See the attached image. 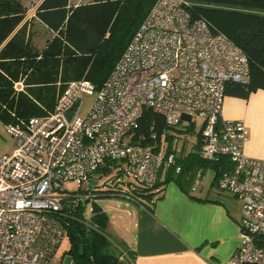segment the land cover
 I'll return each instance as SVG.
<instances>
[{
  "label": "built area",
  "instance_id": "2783aa9c",
  "mask_svg": "<svg viewBox=\"0 0 264 264\" xmlns=\"http://www.w3.org/2000/svg\"><path fill=\"white\" fill-rule=\"evenodd\" d=\"M249 73L242 49L193 19L182 0H155L99 88L70 81L52 110L5 124L14 148L0 152V264H50L66 232L58 218L68 194L63 184L75 182L84 191L76 196L92 201L112 192L89 184L93 179L97 186L107 172H116L124 189L128 183L153 187L164 166L180 171L176 154L161 152L166 132L158 151L133 141L145 109L161 116L167 129L198 127L200 158L229 160L216 188L240 201V241L222 264H264V159L245 154V123L223 115L226 86L245 85ZM13 87L23 90L22 80ZM83 95L93 102L80 115ZM200 177L198 170L195 184Z\"/></svg>",
  "mask_w": 264,
  "mask_h": 264
},
{
  "label": "trees",
  "instance_id": "16d2710c",
  "mask_svg": "<svg viewBox=\"0 0 264 264\" xmlns=\"http://www.w3.org/2000/svg\"><path fill=\"white\" fill-rule=\"evenodd\" d=\"M155 0H93L77 6L70 0H41L34 18L52 36L38 49L30 39L26 9L21 0H0V119L4 124L40 116L52 110L57 96L73 80H88L99 88L124 52L137 28ZM193 19L204 20L213 32L222 33L246 54L250 73L245 85L228 83L226 94L242 98L264 89V0H182ZM22 80L23 90L16 91L14 82ZM194 125L183 129L193 132ZM161 116L145 109L139 119L133 141L154 145L158 151L161 134L165 141L171 135ZM156 133V139L152 134ZM197 139L200 132H195ZM188 161H176L180 171L164 166L153 187L135 183L117 186L109 198H116L148 210L167 182L181 186L192 181L195 169L209 167L214 182L223 170L231 168L229 160L202 159L197 153L187 155ZM116 166V165H114ZM109 170V166L102 172ZM161 174L162 178H161ZM161 178V180H160ZM96 187V186H94ZM85 190V189H84ZM95 190V189H93ZM79 191V192H78ZM70 192L61 199L58 218L65 227L69 247L66 253L74 264H116L127 245L109 235L110 216L96 202ZM97 192V191H96ZM90 215L85 217V207Z\"/></svg>",
  "mask_w": 264,
  "mask_h": 264
},
{
  "label": "crops",
  "instance_id": "0c3cea01",
  "mask_svg": "<svg viewBox=\"0 0 264 264\" xmlns=\"http://www.w3.org/2000/svg\"><path fill=\"white\" fill-rule=\"evenodd\" d=\"M70 5L77 6L71 0ZM34 14L35 10L30 16L34 18ZM34 22L39 27L28 24L33 43L39 37V32L35 33L39 28L53 35L36 18ZM223 115L245 123V154L264 159V89L246 98L226 94ZM169 133L171 139L164 142L161 152H174L176 161L183 162L189 160L188 154H198L201 138L183 128ZM209 169H195L184 189L173 181L167 182L158 193L161 197L154 200L153 210L125 203L127 208L118 214L119 218L114 222L110 219L109 230L127 245L116 264H222L232 256L240 241V201L217 190L212 169L211 182L206 184L204 175ZM198 170L201 177L195 184Z\"/></svg>",
  "mask_w": 264,
  "mask_h": 264
},
{
  "label": "rangeland",
  "instance_id": "374dc122",
  "mask_svg": "<svg viewBox=\"0 0 264 264\" xmlns=\"http://www.w3.org/2000/svg\"><path fill=\"white\" fill-rule=\"evenodd\" d=\"M39 0H21L23 6L26 9V14L24 17V20L22 21L23 23L25 21H28V23L31 24L32 28H36L37 26L39 27V24H37L36 22H34V18L32 16H30L32 14V12L35 10L36 5L38 4ZM93 0H71L72 4H86L89 2H92ZM39 32V37H37L36 42H34V44L36 45V47L38 49H41L44 45L45 42L47 41V39H49L50 34L47 31H42L41 28L37 29L35 31V33ZM93 102V96L91 95H83L82 96V100L78 109V113L80 115L85 114V112L87 111V109L91 106ZM198 127H194L192 129V133L191 134H195V132L199 131ZM168 133L171 132V129L166 130ZM196 138V137H195ZM14 148V138L11 135V133H9L6 128H5V124L3 123V121L0 119V152H7L10 153L13 151ZM212 170L209 169L207 170V172L204 175V180L207 184V182L209 183V181L211 182V176H212ZM116 185H119L120 187L122 186L121 183H117V174L116 172L112 171V172H107V174H104L100 177H97V186L94 187L92 186L93 189L95 190H102L103 187H111L113 189L116 188ZM63 190H65V193H70L77 190V184L75 182H69V183H65L62 185ZM82 188H88L86 183H83ZM125 189V188H124ZM227 194V193H225ZM228 197H232L231 195L227 194ZM97 204L104 210L107 212V214L110 216L111 221H115L116 217L118 216V214L124 212V209L127 208L126 204L124 201L120 200V199H116V198H109L106 196H99L96 199ZM89 203L88 205L85 207V217H89L90 213H89ZM117 212V213H116ZM119 218V216L117 217ZM109 235L114 238L115 240H119L117 238V236L109 230ZM69 247V241L67 237H64V239L62 240V242L60 243L56 253L52 256L51 260H50V264H69L70 262V256L68 253H66V250Z\"/></svg>",
  "mask_w": 264,
  "mask_h": 264
},
{
  "label": "water",
  "instance_id": "95a60500",
  "mask_svg": "<svg viewBox=\"0 0 264 264\" xmlns=\"http://www.w3.org/2000/svg\"><path fill=\"white\" fill-rule=\"evenodd\" d=\"M71 115H72V110L67 111L66 114H65L66 119L68 120ZM182 119L183 120H188V121L190 120V118L187 117V116H183ZM89 184L92 185V186H94V185H96V181L93 180V179H89Z\"/></svg>",
  "mask_w": 264,
  "mask_h": 264
}]
</instances>
